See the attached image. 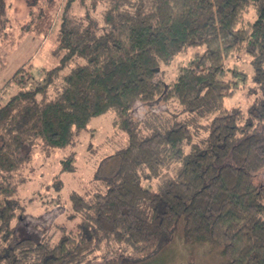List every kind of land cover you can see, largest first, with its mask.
<instances>
[{"label": "trees", "instance_id": "obj_1", "mask_svg": "<svg viewBox=\"0 0 264 264\" xmlns=\"http://www.w3.org/2000/svg\"><path fill=\"white\" fill-rule=\"evenodd\" d=\"M25 3L26 31H49L52 8L59 24L55 64L34 77L22 63L0 87V264H90L108 244L119 251L99 264H137L175 236L222 244L224 264H264V179L255 180L264 172V0ZM8 23L0 0V42ZM195 45L206 49L174 78H159L161 65ZM238 50L251 56L262 89L245 109L224 106L238 85L221 74ZM10 84L16 90L5 96ZM160 100L163 109L134 117L137 103ZM107 111L128 143L94 174L105 191L88 199L73 191V223L60 225L56 239L19 236L33 200H21L18 187L35 153L74 147L89 120ZM75 159L66 154L60 171L74 170ZM142 178L161 183L153 190Z\"/></svg>", "mask_w": 264, "mask_h": 264}, {"label": "rangeland", "instance_id": "obj_2", "mask_svg": "<svg viewBox=\"0 0 264 264\" xmlns=\"http://www.w3.org/2000/svg\"><path fill=\"white\" fill-rule=\"evenodd\" d=\"M6 13L9 18L6 33L0 42V53L3 66L0 68V87L12 75L17 66L22 63L32 64L31 73L39 77L40 72L55 64L51 49L55 41V32L59 24V11L56 8L48 13L51 28L40 34L32 28H24L28 17L25 0H4ZM245 17L253 18L252 10ZM25 19V20H24ZM205 45L187 46L177 52L166 64L161 65L159 78L168 81L176 76L179 68L191 64L195 53H202ZM244 72L233 75V69ZM254 68L251 56L244 50L234 51L226 57L224 73L221 77L232 79L238 88L232 96L224 99L226 108L239 107L245 109L254 99L262 95L261 87L253 78ZM16 90L12 84L4 87L3 94L7 96ZM165 103L146 105L137 103L134 117L139 119L147 108L163 109ZM171 109V108H170ZM173 110V109H172ZM113 114L110 111L93 116L87 123V128L79 136L80 140L74 147L58 148L50 152L37 151L26 168L29 178L18 187L20 199L32 196L27 201V210L32 213L21 220L18 235H28L33 239H56L59 226L73 223L68 216L71 212L70 194L74 191L88 199L93 191H105L102 178L95 176L105 156L127 145L125 132L112 123ZM203 133V132H202ZM70 151L75 152V168L72 171H60V160ZM264 179V172L255 177L257 182ZM143 186L153 190L158 189L161 179L142 178ZM52 198H57L52 199ZM28 199V198H26ZM44 201V202H42ZM119 250L115 244L103 245L98 251L97 258L90 264H99L105 258ZM225 254L222 244L212 241L184 242L175 236L157 253L141 259L137 264H224Z\"/></svg>", "mask_w": 264, "mask_h": 264}]
</instances>
